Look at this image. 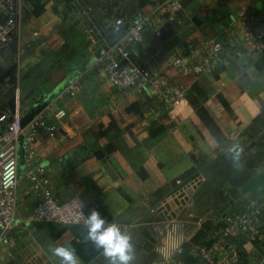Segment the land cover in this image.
<instances>
[{
    "label": "crops",
    "instance_id": "obj_1",
    "mask_svg": "<svg viewBox=\"0 0 264 264\" xmlns=\"http://www.w3.org/2000/svg\"><path fill=\"white\" fill-rule=\"evenodd\" d=\"M102 1L16 0L15 39L0 55L4 80L14 85L6 84L0 97L8 105L17 95L24 118L53 100L65 110L61 120H47L57 126L55 135L40 128L36 140L44 181L59 202L78 197L87 215L95 209L106 222L129 225L135 264H188L195 235H208L238 209V192L264 182V39L258 48L244 37L264 27V0H180V9L159 16L144 41L128 47L131 63L150 69L206 37L229 47L227 63L197 78L171 66L164 70L170 84L187 89L169 112L157 111L144 92L117 90L97 62L128 25L166 0H118L120 27L104 23ZM5 18L0 14V22ZM76 77L77 96L62 94ZM26 186L20 168L15 225L39 202ZM25 226L16 244L0 250V264H59L49 248L65 243L80 264H105L86 225ZM258 236L237 243L230 264L263 259L264 221Z\"/></svg>",
    "mask_w": 264,
    "mask_h": 264
},
{
    "label": "built area",
    "instance_id": "obj_2",
    "mask_svg": "<svg viewBox=\"0 0 264 264\" xmlns=\"http://www.w3.org/2000/svg\"><path fill=\"white\" fill-rule=\"evenodd\" d=\"M180 8V0L161 3L151 13L128 25L125 33L97 59L107 80L117 90L144 92L157 111L169 112L187 96L184 86L168 82L164 71L167 67L197 78L214 65L225 64L231 58L227 45L206 37L200 40L194 50L173 51L157 68L131 63L128 47L134 42H143L146 32L155 29L159 16H169ZM99 9L103 11V21L107 26L120 27L124 24L123 6L118 0H103ZM3 13L6 18L0 22V55L15 39L18 14L16 0H0V14ZM37 36L38 32H33V37ZM244 37L254 47L261 48L264 27L248 30ZM80 84L81 78L76 77L62 90V94L76 97ZM53 102L25 124H22L23 114L17 100L14 110L8 105L0 106V250L16 244L27 230L25 223L85 225L87 214L81 199L72 197L59 202L44 181L45 167L36 144L38 130L46 128L50 136H54L57 126L49 124L47 120L53 117L59 121L66 116L65 110L56 107ZM20 168L27 183V193L37 195L39 202L22 225H15ZM238 198L241 203L237 210L224 214L208 235L205 232L200 242H191L190 255L196 260L194 264H230L229 257L235 258L236 241H252L259 237L264 221V182L244 188L238 192ZM118 224L122 229H129L127 224Z\"/></svg>",
    "mask_w": 264,
    "mask_h": 264
},
{
    "label": "clouds",
    "instance_id": "obj_3",
    "mask_svg": "<svg viewBox=\"0 0 264 264\" xmlns=\"http://www.w3.org/2000/svg\"><path fill=\"white\" fill-rule=\"evenodd\" d=\"M84 224L87 226V239L102 250L105 264H135V244L120 224L107 223L95 209L85 217ZM49 251L59 259V264H80V258L70 243L50 246Z\"/></svg>",
    "mask_w": 264,
    "mask_h": 264
},
{
    "label": "trees",
    "instance_id": "obj_4",
    "mask_svg": "<svg viewBox=\"0 0 264 264\" xmlns=\"http://www.w3.org/2000/svg\"><path fill=\"white\" fill-rule=\"evenodd\" d=\"M128 53H129V58H130V52H129V49H128ZM130 60H131V58H130ZM6 104H4L3 106H5ZM201 117H202V119L204 120V122L206 123V125L210 128V130L213 132H215V130H217V128H216V126H215V124L211 121V119L207 116V115H205V114H201ZM109 150H111V147H109L108 148ZM208 230V229H207ZM204 235H205V233H204V231H201V232H199L197 235H195V237L193 238V240H192V243H198V242H200L202 239H204L203 237H204ZM240 242H242V240H238V241H236V244L237 243H240ZM189 249H190V245H189ZM185 260L187 261V263L188 264H194V262L196 261L191 255H190V253H188V254H186L185 255ZM247 263V261H241L240 262V264H246Z\"/></svg>",
    "mask_w": 264,
    "mask_h": 264
},
{
    "label": "water",
    "instance_id": "obj_5",
    "mask_svg": "<svg viewBox=\"0 0 264 264\" xmlns=\"http://www.w3.org/2000/svg\"><path fill=\"white\" fill-rule=\"evenodd\" d=\"M194 21H195V23H198L197 22V19L195 18V19H193ZM16 96H13L9 101H8V106L12 109V110H14L15 109V107H16ZM35 114V112L34 113H31L30 114V116H28L27 118L25 117H23V119H22V124H25L33 115ZM263 137H264V134L262 135ZM261 144H264V142H261ZM96 156H100L101 155V152H98V153H96L95 154ZM98 156V157H99ZM257 264H264V258L263 259H261Z\"/></svg>",
    "mask_w": 264,
    "mask_h": 264
},
{
    "label": "rangeland",
    "instance_id": "obj_6",
    "mask_svg": "<svg viewBox=\"0 0 264 264\" xmlns=\"http://www.w3.org/2000/svg\"><path fill=\"white\" fill-rule=\"evenodd\" d=\"M6 81L4 80V74L1 72V70H0V95H2V93H3V89H5V87H6ZM7 85H14V83H8ZM12 93V90L10 91V94ZM7 94H8V92H7ZM16 95V94H15ZM0 104H6V102L5 101H2V97H0ZM262 246H263V249H264V243L263 244H261ZM236 251V250H235ZM236 254H237V252H236ZM260 261V258H258V261L256 260V262L255 263H253V264H257L258 262Z\"/></svg>",
    "mask_w": 264,
    "mask_h": 264
}]
</instances>
